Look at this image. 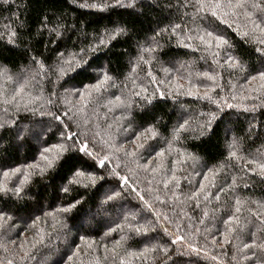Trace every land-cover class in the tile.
<instances>
[{
	"label": "trees",
	"instance_id": "trees-1",
	"mask_svg": "<svg viewBox=\"0 0 264 264\" xmlns=\"http://www.w3.org/2000/svg\"><path fill=\"white\" fill-rule=\"evenodd\" d=\"M194 2L121 0L120 6L116 0H7V3L0 0V70L11 77H0V85L6 94H11L17 83L28 81L16 104L0 103V182H6L7 187L13 189L21 173H33L19 197L11 192L0 193V210L12 217L5 229L0 230V243L8 247V252L0 248V261L10 258L14 264H20L15 255L18 250L10 241L39 240L36 230L43 227L44 241L37 244L34 259L27 264H96L97 260L99 264H120V257L126 264H248L237 249L253 239L264 238V227H261L264 225V175L258 168L264 163V107H257L255 111L245 109L264 100V81L251 80L264 71V63L260 53L255 51L259 45L244 42L234 31L238 25L246 23L242 13L229 28L210 14H197L191 6ZM45 15L49 18V28L59 27L60 38L41 31L40 22ZM259 16L256 12L253 19ZM117 25L125 27L127 35L116 37L109 48L86 52L81 63L87 60L91 64L87 71L69 72L60 81L51 72L47 77L37 74L39 66L30 57L43 62L45 69L54 68L59 62L58 53L63 52L65 57L69 53L79 54L82 48L88 49L97 43L102 35L107 39V33ZM175 25L180 28L173 33ZM12 30L16 32L11 37L14 43L9 40ZM198 30L224 35L232 48L220 50L219 56L214 58L198 40L184 41L192 44L191 48L178 43L185 33L195 35ZM142 46L152 47L154 51L144 53ZM226 53L239 59L244 71L228 69L224 63ZM101 69L108 71L114 83L110 81L99 94L93 92V103L87 109L89 127L98 125L96 130L102 135L110 132L117 144L138 152L134 163V158H128L125 161L128 167L122 163L118 171L129 177L156 212L173 221L168 225L170 232H175L176 223L180 224L178 234L185 236L183 242L171 244L174 236L165 235L158 226L146 235L134 233L130 225L155 226L157 221L154 212L127 187L119 198L102 205L106 194L116 187L114 177H105L111 183L98 179L96 186L86 192L79 186H70V192L63 193L59 189L67 183L70 165L60 167L58 164L43 176L28 167L37 163L43 166L41 151L58 142V136L52 134L56 128L51 117L41 112L58 114V110H67L68 106L62 103L64 89H71L73 85L83 89L96 84ZM205 74L215 77V81L207 79ZM49 79L55 83H48ZM177 85L182 87L177 88ZM255 88L261 91H251ZM143 89L146 92H142ZM189 89L194 95L186 94ZM52 91L57 93L52 97L57 100L55 106L45 105L43 100L32 101L39 96L47 98ZM137 92H142L149 100L135 95ZM159 92L164 93L163 98ZM205 94L219 104L205 99ZM246 95L260 96V100L242 99ZM69 99L75 101L76 98ZM225 101L233 107H227ZM212 114H215L212 130L201 135ZM181 124H185V128L179 131L178 139H174L173 133ZM150 126L156 132L155 137L146 131ZM71 127L79 131L74 124ZM139 133L143 136L136 140ZM233 140L239 143L236 157L229 156L228 145ZM140 143L145 147L136 149L135 145ZM161 150L163 157L156 156ZM149 160L151 167L158 161H162L164 167L156 174L145 171L143 166ZM115 163L113 160L109 168ZM14 168H20L21 173L10 174L5 181L3 172ZM173 171L179 187L173 188L170 184L173 190H164L162 181ZM104 174V170L96 173L97 176ZM201 184L205 187L199 199H188ZM221 188L224 191H219ZM157 195L166 203L157 201ZM73 198L81 199L82 206L77 205L68 214L55 213L66 227L54 231L52 217L45 213L65 206ZM236 200L241 201L240 212L235 210ZM230 216L233 218L230 226L235 231L230 236L231 243L221 248L220 233L227 227L223 221ZM36 217L40 219L32 227ZM159 223L166 224L162 219ZM214 236L215 246L212 244ZM189 242L203 251L199 255L191 253L186 246ZM152 244L165 246L167 254L148 253L146 260L126 255L127 252L139 253ZM113 248L119 256L112 255ZM76 252L79 256L73 255ZM212 255L218 260L209 259Z\"/></svg>",
	"mask_w": 264,
	"mask_h": 264
},
{
	"label": "snow or ice",
	"instance_id": "snow-or-ice-1",
	"mask_svg": "<svg viewBox=\"0 0 264 264\" xmlns=\"http://www.w3.org/2000/svg\"><path fill=\"white\" fill-rule=\"evenodd\" d=\"M7 3V0H5ZM191 2V0H190ZM116 4L122 6L121 0H116ZM84 5H81L83 7ZM191 6L196 10L197 14H210L211 17L215 18L216 21H219L221 24L232 28V24L236 23L239 18V14L242 13L246 19V23L243 25H238L234 31L237 35H239L244 42L252 41L255 44L259 45V47L255 48V51L260 53L262 60L264 63V0H261L260 3L252 2V0H195L194 3H191ZM251 9V11H249ZM259 12L260 16L258 19H253V14ZM231 21V23H230ZM49 18L47 15L43 16L40 22L41 31H47L49 34L54 35L57 38L62 36V33L59 30V27H48ZM251 25L249 27L248 25ZM180 28V25H175L172 29L173 33L176 32L177 29ZM246 30H241V29ZM16 32L14 30L9 32V40L11 37H14ZM127 35V29L123 26L117 25L114 27L109 33H107L108 38L105 39L102 35L97 43L89 46L88 49H81L79 54L69 53L68 57L64 56L63 52L58 53L59 62L55 65L54 68L45 69L43 62L38 61L36 57L32 56L30 59L33 63L38 64L39 70L38 75L42 74L43 76H49V73L56 75L57 81L63 80L65 76L68 75L69 72L87 71L88 68L91 67V64L83 59V55L88 52H95L98 48H109L112 40H115L116 37ZM192 41L198 40L203 48L209 52L214 58L219 56V52L222 49H231L232 45L229 44V41L226 39L224 35L214 34V31L208 30H198L195 35H188L185 33L178 40V43L183 44L185 47L191 48L192 44H185L184 41ZM141 51L144 53H152L154 48L152 47H141ZM79 57V58H78ZM143 59V56L140 58ZM214 62H218L215 61ZM225 65L228 69H238L240 71H244V65L241 63L239 59L236 57L229 55L226 53L225 56ZM150 75V73H149ZM207 79L215 81V77L205 74ZM0 77L4 79H11L10 76L7 75L6 71L0 70ZM259 78L264 81V71H260L257 76H252L251 80H256ZM35 79V77H33ZM154 79V78H153ZM110 81L114 83L113 77H111L108 71L101 69L100 77L97 80L96 84L91 86H86L85 88H77L75 85L72 86L71 89H64L62 103L67 107V110H58L57 112L47 111L41 112V115H47L51 117V121L53 122L56 131L52 134L58 136V142L54 144H50L49 146L43 148L41 151L40 159L43 162V166L39 163L35 165H29V168H33L35 172L39 173V175L43 176L48 170L56 169L59 164L60 167H63L64 164L70 165V176L67 177V183L62 184L60 186V191L63 193L70 192V186H79L84 189V191H88L90 187H95L97 184V180L103 181L104 183H111V181L106 180V176L114 177L116 180V187L111 189L110 194H106L104 201H102V205L106 204L109 201H114L119 198L124 190L127 187L130 192H135L138 198L144 203L145 207L150 211L154 212L157 224L155 226L149 224L147 226H136L132 227L130 225L131 230L136 234H147L150 231H155V228L158 226L161 231L167 236H174V239L171 240V244L175 245L178 241H185V236L178 234L181 231V226L179 223L175 224V232H170L168 225L172 224L173 221L169 219V217L160 212H156L152 205L148 203L147 200H144V197L140 195L137 189L132 185L129 177L127 175H122L118 169L121 168L123 163L124 167H128V164L125 162L128 158H134L132 162H135V158H138V152L131 148H125L123 144H117L116 139L111 135L110 132L105 131L104 134H101V131L96 130L99 126H95L94 128H90V118L87 113V109L93 103V92L99 94ZM48 83H55L48 80ZM28 84L27 80H24L22 83H17L14 87V90L11 94H6L2 85H0V103H4L7 105H14L17 103V97H21L25 92V86ZM63 88V84L60 85ZM177 88L182 87L181 85H177ZM264 87V86H262ZM251 91L260 92L261 89L255 88ZM142 92H146V89H143ZM142 92H137L135 95L141 96L142 99L146 101L149 100V97L143 96ZM188 95H194V93L189 89L187 91ZM161 98H163L164 93L159 92ZM57 96L55 91L50 93V96L45 98L43 96L32 98V101L43 100V104L45 105H53L55 106L57 100L52 99V97ZM75 97V101L70 100L69 97ZM205 99L210 100L212 103L219 104L218 101L214 100L211 96L205 94ZM119 99V97H117ZM235 99V96H233ZM242 99H252L253 101L260 100V96H243ZM225 104L227 102L225 101ZM43 106V105H42ZM227 107H233L231 104H227ZM257 107H264V100L261 101L259 105L253 103L250 108H246V111H255ZM215 118V114H212L210 119L207 122V126L201 132V135L204 132L211 131V123ZM187 122H185L186 124ZM75 126L79 131H73L71 125ZM185 124L179 125V128L174 131L173 137L174 139H178V133L181 129L185 128ZM151 132L152 137L156 136V132L151 128V126L146 130ZM143 136V133L136 134L135 139L139 140ZM145 145L143 143L136 144V149H143ZM239 147V143L236 140H233L229 145V156L236 157V149ZM103 153V155H101ZM122 153V156L120 155ZM156 156L163 157V150L156 152ZM63 161L61 162V160ZM115 160V166L109 168V164ZM255 163V161H253ZM145 171H151L153 174L159 173L161 169L164 167L162 161H158L155 167H151V160L147 161L143 166ZM258 168L261 170V174L264 175V163H260ZM104 170V175L97 176L96 173ZM132 171L131 168L128 169ZM211 171V170H210ZM17 173H21L20 168H14L10 171H4L3 176L5 181L12 176H15ZM33 173H29L24 171L21 173V178L17 184V186L13 189H9L7 187L6 182H0V193H9L11 192L15 196H20L21 192L24 189V186L30 182L31 176ZM207 179V177H205ZM163 189L167 191H172L173 189L169 188V185L172 184L173 188L179 187V180L175 177L174 171L172 172L170 177L165 178L162 181ZM103 187V184L100 185ZM204 185L201 184L200 188L195 192L191 193L188 196V199H199L201 191L204 189ZM116 188L120 190L117 191ZM219 191H224L221 188ZM173 195L175 192L173 191ZM204 198L207 199V193H205ZM157 201L161 204L166 203V201L161 200L160 196L157 195L155 197ZM216 199L219 200V195L216 196ZM241 204L240 200H236V212H240L239 205ZM77 205L82 206V200L78 198H73L71 202L67 203L65 206L54 209L53 212L45 213V215L52 217L51 227L54 231L62 230L66 227L64 221L55 215V213L68 214L71 213L73 209L77 207ZM198 206V205H197ZM204 216H207V212L204 213ZM79 218V217H77ZM39 217H36L33 220L32 227L35 226V221L39 220ZM94 219V217H93ZM166 222V224H160V220ZM232 217L230 216L227 220L223 221V223L227 226L225 231L220 233L222 236V241L219 246L221 248L224 245L231 243L230 236L235 231L233 227H231ZM12 220L10 215H7L3 210H0V230L5 229L6 225L9 221ZM47 223V221H45ZM203 223V220H201ZM75 226V225H74ZM242 227V226H241ZM261 227H264L262 225ZM113 231V229H110ZM199 231V229H197ZM207 231V229H205ZM36 235L39 237L37 239H24L17 243L15 240L10 241V243L16 246L18 250L16 252V258L20 261V264H27L29 260L34 259L33 250L36 248L38 243H43L45 238V229L43 227L37 228ZM107 235V233H105ZM83 240V237H80ZM123 239V237L121 238ZM119 244V242H117ZM212 244L215 246L217 244L215 236L213 237ZM91 247V245H88ZM187 249L190 250L191 253H195L199 255L202 248L197 247L193 243H187ZM0 248H3L5 252H8V247L4 243H0ZM246 250V251H245ZM105 251L107 252V248L105 247ZM168 249L159 244H152L150 246H146L139 253L137 252H127L126 255L134 256L138 258L148 259L146 254L159 252L163 255L167 254ZM239 253L242 254L243 259L248 261V264H264V238L259 240L253 239L252 242L244 243L241 248L237 249ZM73 255L79 256V252L73 253ZM112 255L114 257L119 256L116 252L115 248L112 249ZM226 255V254H225ZM107 259V256L105 257ZM68 259H71L69 257ZM212 261H217L218 257L212 255L209 257ZM235 259V256L232 257ZM0 264H14V260L10 258H5L4 261H0ZM96 264H99V260H97ZM120 264H126L123 257H120Z\"/></svg>",
	"mask_w": 264,
	"mask_h": 264
}]
</instances>
